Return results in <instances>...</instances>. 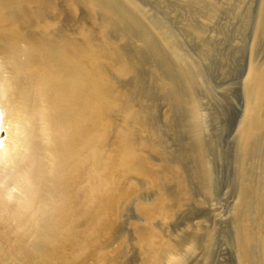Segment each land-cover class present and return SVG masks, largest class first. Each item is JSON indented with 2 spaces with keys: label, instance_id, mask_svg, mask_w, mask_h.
Wrapping results in <instances>:
<instances>
[{
  "label": "bare ground",
  "instance_id": "1",
  "mask_svg": "<svg viewBox=\"0 0 264 264\" xmlns=\"http://www.w3.org/2000/svg\"><path fill=\"white\" fill-rule=\"evenodd\" d=\"M237 1L0 0V264H128L133 246L141 264H179L199 246L208 260L213 232L170 233L215 185L205 78L167 9L206 60L208 24ZM263 41L260 0L236 131L237 264H264ZM177 125L179 149L166 135Z\"/></svg>",
  "mask_w": 264,
  "mask_h": 264
},
{
  "label": "rangeland",
  "instance_id": "2",
  "mask_svg": "<svg viewBox=\"0 0 264 264\" xmlns=\"http://www.w3.org/2000/svg\"><path fill=\"white\" fill-rule=\"evenodd\" d=\"M235 3H238L236 6L240 8L228 10L229 7H223L225 13L223 12L219 16V20L208 24L205 41L210 48H213V52L206 60L199 54V45L196 39L183 31L182 20L175 16L173 9H167V24L176 31L179 41L184 47H181L183 52H188L186 54L191 55L190 58H194V62H197L198 66L201 67L202 80L205 78L204 88L207 89L205 94L211 95H209L210 97L204 96L203 92L199 98L202 106L200 112H202L203 135L211 142L213 148L210 160L215 185L214 194L210 202H204L197 207L194 216H181L178 222L170 228V233L173 236H178L190 232L200 224L206 230L213 232L214 242L206 262H204V249L199 246L192 250L179 264H237L231 224L232 208L238 199L237 177L235 176L236 131L244 107L242 84L250 60L249 51L260 0H238ZM217 28H219L218 31H215ZM241 29L244 30L241 31ZM262 49L259 50L256 57L258 62L264 59V41ZM157 107L160 122L163 125L164 117L169 111V105L160 100L157 102ZM174 128L167 129V140L171 146L179 149L181 141L180 143L174 142V133L178 132L179 134L180 128L178 125ZM187 138V135H182V142L187 143ZM2 139H5V135L2 136ZM259 163L260 161L257 163V167L260 168L262 163H260L261 166ZM128 216L130 221H138L135 212H130ZM124 231L127 237H133L134 234L128 224L124 225ZM129 255L128 264H141L140 253L136 246L132 247Z\"/></svg>",
  "mask_w": 264,
  "mask_h": 264
}]
</instances>
